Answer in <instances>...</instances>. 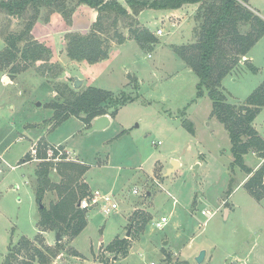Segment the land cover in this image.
I'll return each mask as SVG.
<instances>
[{
  "label": "rangeland",
  "instance_id": "rangeland-1",
  "mask_svg": "<svg viewBox=\"0 0 264 264\" xmlns=\"http://www.w3.org/2000/svg\"><path fill=\"white\" fill-rule=\"evenodd\" d=\"M250 3L264 18V0ZM42 12L44 23L47 10ZM146 17L143 24L148 22ZM158 18L150 25L158 38L152 49L129 44L123 51L113 41L109 49L112 61L87 67L95 86L114 92L126 90L133 97L115 117L109 115L110 123L102 129L87 132L86 124L75 116L55 128L50 124L53 110L47 103L58 96L55 86L68 83L74 87V71L62 66L57 58L60 55L52 59L62 70L47 78L36 69L40 62L14 74L9 69L0 70V264L11 243L23 236L33 238L38 232L35 170L39 160L24 164L22 159L42 138L66 144L79 157L62 146L66 156L78 161L82 158L90 167L87 179L93 189L112 191L119 203L111 213L98 207L89 211L88 223L77 237L63 236L66 249L72 246L82 257L68 250L52 264H264V196L258 199L245 185L238 186L246 175L231 166L234 158L229 133L211 116L212 100L207 91L197 97L198 75L173 50L174 45L196 41L197 21L190 29L189 24L180 25L175 15L160 22ZM22 27L23 20L0 11V30L7 33ZM181 27L187 43L176 39V29ZM159 28L164 34H158ZM34 30V37L46 32L43 24ZM5 44L0 34V51ZM246 59L258 71L253 72L244 60L234 76L224 77L222 87L230 103L245 101L264 80V36ZM131 77L137 79V89ZM84 87L82 83L80 88ZM185 119L193 123L195 133L184 125ZM254 123L264 136V108ZM252 153L247 161L255 165L261 158ZM173 160L179 165L169 171ZM51 177L62 179L55 169ZM57 199L52 190L46 193L44 203L49 206ZM202 210L215 214L208 218ZM132 215L149 220L132 238L129 255L125 258L102 251L113 239L126 234ZM162 216L169 220L159 228L155 221ZM49 239L56 242L55 231ZM201 250H206L208 257L198 263ZM165 251L171 257L165 259Z\"/></svg>",
  "mask_w": 264,
  "mask_h": 264
},
{
  "label": "trees",
  "instance_id": "trees-1",
  "mask_svg": "<svg viewBox=\"0 0 264 264\" xmlns=\"http://www.w3.org/2000/svg\"><path fill=\"white\" fill-rule=\"evenodd\" d=\"M0 0V11L8 17L23 20L19 31L0 30L5 46L0 51V70L17 73L40 62L37 71L42 77H50L51 72L62 70L60 63L53 62V51L44 42L33 36V29L47 10L44 20L58 12L64 21L71 24L78 6L86 4L96 9L97 19L86 33L68 31L64 35L65 52L76 61L97 63L109 57L111 42L123 44L134 39L141 48L150 50L158 42L154 32L138 18L146 9L173 10L184 4L199 3L195 19L196 41L174 45V52L198 75L197 97L208 93L212 100L211 116L216 117L227 129L233 161L231 166L239 167L251 174L245 182L248 191L261 199L264 196V163L253 170L245 163V155L255 152L264 158V138L254 126L256 117L264 108V80L251 92L245 101L234 104L227 100L222 87L225 76L238 68L250 49L264 36V18L255 12L249 0ZM249 30L244 31L245 28ZM127 31V33H126ZM246 64L253 72L258 68L249 60ZM134 88L138 81L131 77ZM58 96L47 103L53 110L49 119L52 127H57L72 116L80 118L86 127L100 116L115 117L121 106L133 97L126 91L112 90L90 85L76 89L68 83L56 85ZM184 125L195 133L194 125L185 119ZM62 147V146H61ZM53 155L49 156V149ZM33 152L25 154L22 163L39 160L36 166L35 196L39 204L38 232L33 238L21 237L17 243H11L3 264H52L61 254L68 252L82 257L74 247L66 249L63 240L48 244L44 238L46 231L59 232L70 238L77 237L88 223V210L81 209L80 200L91 191L90 185L83 179L89 166L77 160H68L66 153L54 161L58 151L44 138L40 139ZM55 169L61 176L60 181L51 177ZM55 190L58 199L49 206L44 203L46 193ZM148 217L132 215L128 227H133L130 237H116L102 251L128 256L132 238L140 234L148 222ZM165 250V249H164ZM103 254V253H102ZM165 259L171 253L165 251ZM119 259V258H118ZM102 261V260H101ZM174 264H190L187 261Z\"/></svg>",
  "mask_w": 264,
  "mask_h": 264
},
{
  "label": "crops",
  "instance_id": "crops-1",
  "mask_svg": "<svg viewBox=\"0 0 264 264\" xmlns=\"http://www.w3.org/2000/svg\"><path fill=\"white\" fill-rule=\"evenodd\" d=\"M120 1V0H119ZM121 3H123L125 5V0H122L120 1ZM249 3H250V0H249ZM251 5V3H250ZM199 6V3H195V4H184L182 7L180 8H177V9H173V10H155V9H146V10H143L138 18L139 20H141L140 22L143 24L144 23V16H146L147 14V17L145 20H147L148 22H146L144 25L145 26H148V27H151L150 25L152 23H154V19L158 18L161 19V20H166L168 19L170 16L172 15H175L177 16L178 18H180V25H187L189 24L190 25V29L193 28L195 22L194 20L196 21L195 19V14H196V11H197V8ZM251 8L257 12L258 10L253 8V6L251 5ZM43 14V12H42ZM42 17V16H41ZM39 18V20L37 21L36 23V28L37 26L40 24V26L42 27V24L44 25L45 29H46V32H45V35L43 33V35L41 36H38L36 35L35 37L37 39H39L40 41L44 42L46 45H48L52 51H53V57L55 56H58L60 55L59 58L60 59V62L62 63V66L67 69V70H73L74 73L72 74V76L75 78L76 76L80 77L82 80H83V84L85 85V87L87 86H90V85H94V83H92L91 81V76L89 75V73L87 72V67H90L92 65H95V64H108L109 61H112V58L111 55H109V57L107 59H103L97 63H89L87 61H76V60H72L70 59L66 52H65V49H64V45H65V41H64V35L66 32L68 31H79V32H82V33H86L90 30L92 24L96 21L97 19V11L96 9L94 8H91L90 6L86 5V4H81L80 6L77 7L74 15H73V21L71 24H68L64 21L62 15L58 12H55L53 13L51 16H50V20L43 23L42 18ZM150 20V21H149ZM157 22H160V20ZM151 30H152V27H151ZM183 30V28L181 27L180 29H176L177 31V34H176V39H178V41L182 42V43H187L189 40L188 39V36L184 37V33L181 31ZM154 31V30H152ZM33 34H35V30L33 31ZM195 35V34H194ZM174 38V37H173ZM133 45L134 46H139L137 42H135L134 39H128L126 42H124L123 44H120L118 45L117 47H121L123 48V51H125L130 45ZM123 51H120L119 53L120 54H123L122 52ZM248 58V56H246L244 58V60ZM242 60L241 61V64L242 62L244 61ZM53 61V59H52ZM240 64V65H241ZM67 66V67H66ZM188 66V65H187ZM126 70V68H125ZM84 73V74H83ZM234 72H232L230 75L234 76L233 75ZM263 110V109H262ZM111 119V118H110ZM254 126H255V123H254ZM256 127V126H255ZM257 128V127H256ZM258 130V128H257ZM260 132V130H258ZM260 134L262 135V133L260 132ZM262 137H264L262 135ZM49 142V141H48ZM51 143V142H49ZM52 144V143H51ZM36 145V144H35ZM34 145V146H35ZM52 145H60V146H64L66 150L72 152L73 156H78L75 154V152H73L66 144L64 143H58V144H52ZM33 146V147H34ZM33 147H32V151H33ZM252 153V152H250ZM250 153L246 154L245 155V163L250 167L252 168L253 170H256L262 163H264V159L261 158L260 162H258L257 164L255 165H251L248 161H247V158L248 156L250 155ZM253 155H256L254 153H252ZM79 157V156H78ZM259 158V157H258ZM35 161L37 160H32V161H29V162H33L35 163ZM78 161V160H77ZM29 162H24V164L26 163H29ZM80 162L84 163V160L82 158H80ZM86 164V163H85ZM179 165V163L177 164V166ZM13 168H15L14 166H12ZM171 169V168H170ZM169 169V171H171ZM176 169V167L174 168V170ZM173 170V171H174ZM86 175V182L90 185V188L93 189L92 185L90 184V182L88 181L87 179V173L85 174ZM245 178L242 179V181L240 182V184H238V186L240 185H245V182L249 179V177L251 176V174H248L245 172ZM95 189V188H94ZM230 212V210H229ZM89 214V213H88ZM129 223V219H128V222H127V225ZM51 231H46L45 232V236H46V241L48 244H53L51 242V240L49 239V234H50ZM127 233V232H126ZM124 236H126V234H124ZM71 244V243H70ZM172 252V251H171ZM129 255V254H128ZM127 257V256H126ZM125 257V258H126ZM207 257H208V253L206 254V258L205 260H207ZM212 258H209V260H211ZM204 260V261H205ZM238 264V263H237Z\"/></svg>",
  "mask_w": 264,
  "mask_h": 264
},
{
  "label": "built area",
  "instance_id": "built-area-1",
  "mask_svg": "<svg viewBox=\"0 0 264 264\" xmlns=\"http://www.w3.org/2000/svg\"><path fill=\"white\" fill-rule=\"evenodd\" d=\"M158 34H164V31L162 28H159L157 30ZM161 141H159L160 143ZM54 148L58 151V155L56 158H53V160H59L60 157L65 154V149L62 148L60 145H54ZM35 152V150H33ZM67 152V151H66ZM53 155V149H49V156ZM68 160H74L70 159L68 156L66 157ZM134 193H139L138 189L133 190ZM79 206L81 209L91 211L95 208H100L102 212L104 213H111L114 210L119 208V203L116 200L115 194L112 191H102L99 188L91 189L88 195L84 196L80 200ZM202 214L209 215L208 218L212 217L215 212H211L210 210H202ZM168 217L162 216L159 220L155 221V225L159 228H162L164 225L168 223ZM206 224V221L204 222ZM151 264H156L155 262H151Z\"/></svg>",
  "mask_w": 264,
  "mask_h": 264
},
{
  "label": "water",
  "instance_id": "water-1",
  "mask_svg": "<svg viewBox=\"0 0 264 264\" xmlns=\"http://www.w3.org/2000/svg\"><path fill=\"white\" fill-rule=\"evenodd\" d=\"M83 83V80L76 76L75 79H74V88L78 89L80 88V86L82 85ZM110 123V116L109 115H104V116H100V117H97L91 127L87 128V132H92L94 130H98V129H102V128H105L106 126H108ZM178 164V161L176 160H173V167L170 169V170H174V167ZM199 165H197L196 167H198ZM131 232H132V227L130 226L129 229L127 230V233H126V236L127 237H130L131 235ZM62 239V236L59 232L56 233V242L57 241H61ZM168 243V241H165V245ZM206 254H207V251L206 250H201L200 253L197 255L196 257V261L198 263H203L205 258H206Z\"/></svg>",
  "mask_w": 264,
  "mask_h": 264
}]
</instances>
